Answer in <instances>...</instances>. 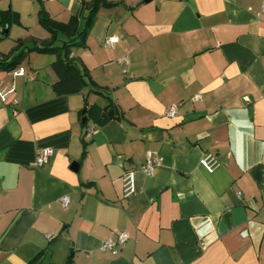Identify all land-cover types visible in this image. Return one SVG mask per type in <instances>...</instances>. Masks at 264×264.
<instances>
[{"label":"crops","instance_id":"1","mask_svg":"<svg viewBox=\"0 0 264 264\" xmlns=\"http://www.w3.org/2000/svg\"><path fill=\"white\" fill-rule=\"evenodd\" d=\"M89 1L0 0L18 15L0 25V56L50 38L40 11L82 29ZM105 1L68 54L101 93H53L64 51L29 52L25 77L0 71L15 89L0 100V264L38 253L34 264H264L262 0ZM110 103L119 119L86 112ZM43 148L52 154L34 166ZM147 151L160 158L152 175L140 171ZM116 232L129 237L118 253L101 251Z\"/></svg>","mask_w":264,"mask_h":264},{"label":"trees","instance_id":"2","mask_svg":"<svg viewBox=\"0 0 264 264\" xmlns=\"http://www.w3.org/2000/svg\"><path fill=\"white\" fill-rule=\"evenodd\" d=\"M107 5L105 0H90L85 4L87 15L85 16V24L82 29L78 28L77 18L71 17L66 23L52 20L42 11L39 12V20L41 25L50 33V38L44 41L40 47L34 45L27 48L21 40L13 47L7 56H0V71L14 70L27 56L29 52L36 51L38 53H57L64 51L63 56H59L51 63V69L57 76V81L52 84V90L55 95H70L80 93L85 87H89V91L101 93V88L91 84L85 79V74L81 72L76 62L69 58V51L72 46H81L93 24L96 12L100 6ZM18 22V15L9 10L0 11V25L3 27L10 26L12 23ZM64 36L67 41H62L61 47L53 46L58 36ZM2 37H0L1 39ZM85 112V111H84ZM97 115L96 123L101 125L112 119H119L120 112L113 103L100 107L98 105L90 106L86 111ZM85 142H83L84 155ZM38 253L28 264H34L39 257Z\"/></svg>","mask_w":264,"mask_h":264},{"label":"built area","instance_id":"3","mask_svg":"<svg viewBox=\"0 0 264 264\" xmlns=\"http://www.w3.org/2000/svg\"><path fill=\"white\" fill-rule=\"evenodd\" d=\"M257 19L264 20V0L261 2L260 10L256 14ZM1 28H0V37H1ZM109 41H106L105 45H108ZM126 57L118 59V62H125ZM13 76L17 77H25V70L22 67L15 68L14 70L9 71ZM33 77H28L27 80H32ZM14 86L11 84H7L6 87H0V100L6 101V99L14 92ZM10 105L15 108L18 105V100L16 98H12L10 100ZM14 114L17 113V110L14 109ZM168 116L174 117L177 115V108L175 105L170 106L167 109ZM92 133L91 128H87L85 132V136L89 137ZM35 162L34 166L40 167L47 163L48 159L50 158L52 151L51 149H38L35 153ZM160 158L157 154L147 151L145 154V163L140 167V171L144 175H152L154 173L155 168L159 165ZM201 165L209 172L213 170V166L210 161L205 158L200 161ZM134 171H126L122 176L123 187H124V194L126 196L132 194L134 192ZM61 205L63 207H67L68 205V198L62 197L60 199ZM128 235L125 232H116L109 236L102 244L101 251H108L112 254H117L119 248L125 244L128 240ZM203 246V243H200Z\"/></svg>","mask_w":264,"mask_h":264},{"label":"water","instance_id":"4","mask_svg":"<svg viewBox=\"0 0 264 264\" xmlns=\"http://www.w3.org/2000/svg\"><path fill=\"white\" fill-rule=\"evenodd\" d=\"M7 33V28H4L3 32H2V37H5Z\"/></svg>","mask_w":264,"mask_h":264}]
</instances>
